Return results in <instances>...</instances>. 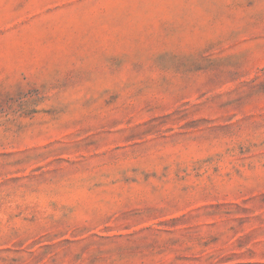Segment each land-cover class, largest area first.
I'll use <instances>...</instances> for the list:
<instances>
[{"label": "rangeland", "instance_id": "obj_1", "mask_svg": "<svg viewBox=\"0 0 264 264\" xmlns=\"http://www.w3.org/2000/svg\"><path fill=\"white\" fill-rule=\"evenodd\" d=\"M0 264H264V0H0Z\"/></svg>", "mask_w": 264, "mask_h": 264}]
</instances>
